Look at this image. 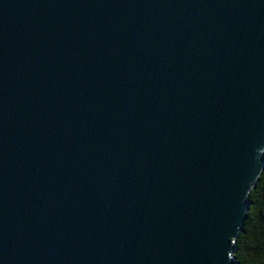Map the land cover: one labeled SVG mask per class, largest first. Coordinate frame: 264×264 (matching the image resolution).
<instances>
[{"label":"water","instance_id":"obj_1","mask_svg":"<svg viewBox=\"0 0 264 264\" xmlns=\"http://www.w3.org/2000/svg\"><path fill=\"white\" fill-rule=\"evenodd\" d=\"M264 168V0H0V264H237Z\"/></svg>","mask_w":264,"mask_h":264},{"label":"trees","instance_id":"obj_2","mask_svg":"<svg viewBox=\"0 0 264 264\" xmlns=\"http://www.w3.org/2000/svg\"><path fill=\"white\" fill-rule=\"evenodd\" d=\"M248 198L251 204L234 256L237 264H264V168Z\"/></svg>","mask_w":264,"mask_h":264}]
</instances>
